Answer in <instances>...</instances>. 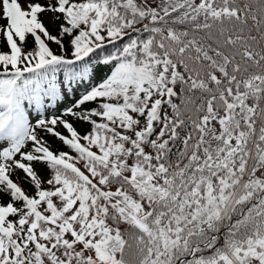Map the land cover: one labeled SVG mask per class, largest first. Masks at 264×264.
<instances>
[{"label":"snow or ice","instance_id":"snow-or-ice-1","mask_svg":"<svg viewBox=\"0 0 264 264\" xmlns=\"http://www.w3.org/2000/svg\"><path fill=\"white\" fill-rule=\"evenodd\" d=\"M0 264H264V0H0Z\"/></svg>","mask_w":264,"mask_h":264}]
</instances>
